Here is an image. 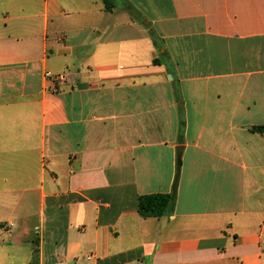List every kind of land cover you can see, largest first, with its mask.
I'll return each mask as SVG.
<instances>
[{"label":"crops","instance_id":"obj_1","mask_svg":"<svg viewBox=\"0 0 264 264\" xmlns=\"http://www.w3.org/2000/svg\"><path fill=\"white\" fill-rule=\"evenodd\" d=\"M177 175L172 209L141 216ZM16 261L264 264V0H0Z\"/></svg>","mask_w":264,"mask_h":264},{"label":"trees","instance_id":"obj_2","mask_svg":"<svg viewBox=\"0 0 264 264\" xmlns=\"http://www.w3.org/2000/svg\"><path fill=\"white\" fill-rule=\"evenodd\" d=\"M130 11L134 13V10L132 8H130ZM255 129H262V127H255ZM180 162H181V154L179 151L178 163L180 164ZM177 183H178V175L175 179L172 192L140 195L138 198L139 214L143 217H148V216L160 217L167 211H170L175 203Z\"/></svg>","mask_w":264,"mask_h":264},{"label":"built area","instance_id":"obj_3","mask_svg":"<svg viewBox=\"0 0 264 264\" xmlns=\"http://www.w3.org/2000/svg\"><path fill=\"white\" fill-rule=\"evenodd\" d=\"M44 75H45V78L49 80L50 89L52 91H57L59 88V85L66 80V77L64 74H52L51 72L47 71L45 72ZM93 257H94L93 253L86 255L87 259H91Z\"/></svg>","mask_w":264,"mask_h":264},{"label":"rangeland","instance_id":"obj_4","mask_svg":"<svg viewBox=\"0 0 264 264\" xmlns=\"http://www.w3.org/2000/svg\"><path fill=\"white\" fill-rule=\"evenodd\" d=\"M105 3H107L108 4V0H105ZM34 205H36V203L34 204ZM35 209V211H36V208H34ZM16 264H23L21 261H16Z\"/></svg>","mask_w":264,"mask_h":264}]
</instances>
